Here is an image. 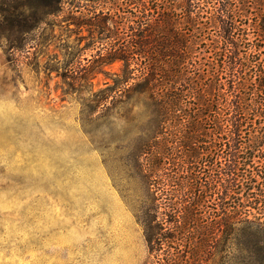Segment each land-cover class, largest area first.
Returning <instances> with one entry per match:
<instances>
[{
	"label": "trees",
	"instance_id": "trees-1",
	"mask_svg": "<svg viewBox=\"0 0 264 264\" xmlns=\"http://www.w3.org/2000/svg\"><path fill=\"white\" fill-rule=\"evenodd\" d=\"M248 1L0 0L11 62L50 18L87 32L44 69L78 94L104 161L123 163L149 251L166 244L167 264L214 261L217 225H231L250 264H264V0H252L250 25ZM210 34L213 60L201 62L194 45ZM115 62L112 83L95 89Z\"/></svg>",
	"mask_w": 264,
	"mask_h": 264
},
{
	"label": "rangeland",
	"instance_id": "rangeland-1",
	"mask_svg": "<svg viewBox=\"0 0 264 264\" xmlns=\"http://www.w3.org/2000/svg\"><path fill=\"white\" fill-rule=\"evenodd\" d=\"M252 11L253 4L248 25ZM50 20L13 62L0 40V264H167L166 244L149 251L135 196L122 188L123 163L104 161L82 124L78 94H64L70 88L44 69L55 56L63 58L66 44L83 47L87 32ZM215 38L206 35L194 45L201 62L213 60ZM120 68L115 62L108 75L98 74L95 89L112 83ZM194 227L187 225V234L200 240ZM217 227L213 244L220 254L200 264H250L231 225Z\"/></svg>",
	"mask_w": 264,
	"mask_h": 264
}]
</instances>
